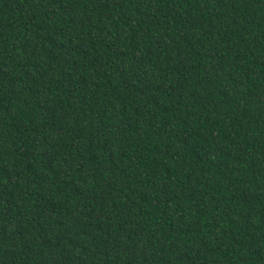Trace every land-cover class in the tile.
I'll return each instance as SVG.
<instances>
[{
    "label": "trees",
    "instance_id": "16d2710c",
    "mask_svg": "<svg viewBox=\"0 0 264 264\" xmlns=\"http://www.w3.org/2000/svg\"><path fill=\"white\" fill-rule=\"evenodd\" d=\"M0 264H264V0H0Z\"/></svg>",
    "mask_w": 264,
    "mask_h": 264
}]
</instances>
